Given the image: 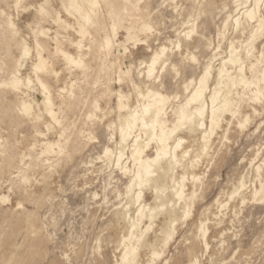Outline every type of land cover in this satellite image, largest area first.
<instances>
[{
    "label": "rangeland",
    "instance_id": "374dc122",
    "mask_svg": "<svg viewBox=\"0 0 264 264\" xmlns=\"http://www.w3.org/2000/svg\"><path fill=\"white\" fill-rule=\"evenodd\" d=\"M95 2L87 9L70 0H0V264L120 263L135 209L126 195L136 172L132 144L138 137L143 160L158 146L139 121L119 144L121 125L131 113L142 116L152 93L166 97L162 119L176 130L153 182L130 196L141 192L136 206L156 209L140 225L148 230L136 245L149 246L133 264H264V84H256L264 69V0ZM247 10L258 17L249 20ZM229 44L240 58L235 65ZM152 54L159 59L149 74ZM221 69L250 85L229 89L226 77L217 85ZM206 71L203 117L191 101L189 123H177L176 111ZM212 94L215 107L227 95L231 111L218 112L211 130ZM178 141L180 162L169 165ZM170 178L182 184L185 201L168 203ZM171 219L164 244L161 230Z\"/></svg>",
    "mask_w": 264,
    "mask_h": 264
},
{
    "label": "bare ground",
    "instance_id": "6f19581e",
    "mask_svg": "<svg viewBox=\"0 0 264 264\" xmlns=\"http://www.w3.org/2000/svg\"><path fill=\"white\" fill-rule=\"evenodd\" d=\"M20 1V0H19ZM240 1V0H239ZM243 2H244V0H243ZM245 2H246V0H245ZM256 3L258 2V1H255ZM78 3H80V4H87V9H95L96 8V6H97V2H95V0H70V5L71 6H73V7H77V8H79V4ZM236 3H238V2H236ZM247 3V2H246ZM253 3H254V1H253ZM256 3H254L255 5H256ZM20 4V3H19ZM259 4V3H258ZM243 5V4H242ZM242 5H240V6H242ZM247 5V4H246ZM253 5V4H252ZM178 7V6H177ZM255 7V6H254ZM237 8V7H236ZM251 9H252V6L250 7ZM238 9V8H237ZM237 9H236V12H237ZM249 10V9H248ZM247 10V11H248ZM258 11V10H257ZM257 11H254V12H256L257 13ZM252 10H250V11H248L247 12V16H245V17H247V18H249V20H253V18H254V14L256 15V13H254ZM241 13H239V15H240ZM230 17V16H229ZM256 17H258V15H256ZM262 17V16H261ZM88 19V16L87 15H85V20L86 21H88L87 20ZM9 20H10V18H9ZM247 20V19H246ZM261 20V19H260ZM238 21V20H237ZM244 21V20H243ZM262 21H263V19H262ZM239 22V21H238ZM235 23H237V22H235ZM235 23H234V25H235ZM195 24H196V22H195ZM246 24V23H245ZM259 24H261V25H263V23H259ZM258 24V22H257V25H259ZM9 25H11L12 26V24H9ZM184 25V24H183ZM248 25V24H247ZM260 25V26H261ZM225 26V25H224ZM237 26V25H236ZM14 26H12L11 28H13ZM143 27H145L146 29H148L149 27L146 25V26H143ZM184 27H185V25H184ZM226 27H227V24H226ZM249 27H250V25H249ZM261 27H263V26H261ZM260 27V29L262 30V28ZM15 28V27H14ZM144 28V29H145ZM240 28H241V26H240ZM258 28V27H257ZM16 29V28H15ZM141 29H143L142 27H141ZM193 29V28H192ZM138 30H140V29H138ZM258 30V29H257ZM118 31V30H117ZM226 31V30H225ZM45 32V31H44ZM138 32H140V31H138ZM193 32V31H192ZM192 32H189V34L190 33H192ZM254 32L256 33V30H254ZM260 33L262 32V31H259ZM141 33H144L143 31L141 32ZM253 34V32H252V36H254V35H256V37H257V34H258V32H257V34ZM188 34V35H189ZM222 34H223V32H222ZM187 35V36H188ZM220 35V34H219ZM225 35V34H224ZM186 36V37H187ZM190 36H191V34H190ZM260 36H261V34H260ZM255 37V38H256ZM259 38H261V37H259ZM188 39V38H187ZM251 39V38H250ZM254 39V38H253ZM252 40V39H251ZM258 40V39H257ZM248 41H249V39H248ZM253 41V40H252ZM259 41V40H258ZM251 42V41H250ZM229 43V42H228ZM254 43V42H253ZM109 45V44H108ZM230 45V55H229V59H228V63H231V64H233V65H235L237 62H238V58H235V56H234V51H233V49H232V45L231 44H229ZM244 46V45H243ZM25 48V47H24ZM160 48V47H159ZM27 49V50H26ZM166 49V48H165ZM248 49V48H247ZM246 49V50H247ZM251 49V48H250ZM162 50V49H161ZM243 51V50H242ZM249 51V50H248ZM58 52V51H57ZM162 52V51H161ZM22 53V52H21ZM28 48H27V46H26V48L23 50V55H21V56H23L24 57V59H25V57L28 55ZM62 53V52H61ZM65 53H67V52H65ZM248 53V52H247ZM252 53V52H251ZM251 53H249V56L251 55ZM162 54H164V53H162ZM240 54V53H239ZM158 55L159 54H157V55H154L153 56V54H152V56H153V58H151V63H149L151 66H149V68H150V71H148V73L150 74V72L152 71L151 70V68L153 69V66L157 63V61H158V59H159V57H158ZM162 56V55H161ZM28 57V56H27ZM26 57V58H27ZM38 57V60H39V64H41V62H42V60H41V58H40V56H37ZM63 57H65L67 60H70V57H69V55H66V54H64L63 55ZM72 57V56H71ZM264 57V56H263ZM240 59V58H239ZM261 59V58H260ZM259 59V60H260ZM258 60V61H259ZM257 61V62H258ZM262 61V60H261ZM264 61V60H263ZM240 62V61H239ZM242 62V61H241ZM18 63V62H17ZM16 63V64H17ZM250 63V62H249ZM38 64V65H39ZM146 64V63H145ZM262 64H263V62H262ZM37 65V70L38 69H40V65L38 66ZM252 65V64H251ZM254 65H255V63H254ZM259 65V64H258ZM261 65V64H260ZM17 66V65H16ZM163 66V65H162ZM223 66V65H222ZM22 67V66H21ZM207 67V66H206ZM250 67V66H249ZM252 67H253V65H252ZM251 67V68H252ZM224 68V67H223ZM36 69V68H35ZM205 69V68H204ZM253 69V68H252ZM17 70V69H16ZM210 69H208V71H209ZM251 70V69H250ZM256 70V69H255ZM205 71V70H204ZM203 71V72H204ZM242 71H243V69H242ZM238 72H239V76H240V74H241V68H239V70H238ZM261 72V71H260ZM233 73V72H232ZM243 73V72H242ZM243 75V74H242ZM13 76H14V74H13ZM208 76H209V73L206 71L204 74H202V76H201V78L200 77H198V78H200L199 79V81H198V87H197V89L194 91V92H192V95H191V97H190V99H189V101H187L186 102V104L183 106L182 105V107H180L177 111H176V117H177V123H179V124H184V123H189V121H190V115L193 113L192 111H190V112H185L184 111V107L186 106H188L189 104H190V102L191 101H195V102H197V103H199L200 105V111L198 110V113H199V116L200 117H203V115H204V105L203 104H201L202 103V97H203V90L205 89H203V87H204V85L206 86V82H207V79H208ZM218 83H217V85H220L222 82H223V80H224V77H226V79H227V81H226V83H225V87H229V86H231V87H234V86H236V84H239V83H242L241 85H247L246 84V82H248V81H244V80H239L238 82H236V81H234L233 79H231L230 77L231 76H227V74H225L224 73V71L221 69V70H219V73H218ZM244 76V75H243ZM150 77V76H149ZM232 77H233V74H232ZM236 78V77H235ZM243 78V77H242ZM245 78V77H244ZM14 80V79H13ZM27 79H25V81H26ZM256 80V79H255ZM257 80L259 81V82H257L256 84H264V69L262 70V72H261V74H260V79H258L257 78ZM37 81V80H36ZM27 82V81H26ZM30 83V82H29ZM29 83H26V85H28ZM250 83V82H249ZM253 83H255V81L253 82ZM20 84V81L19 80H14L12 83H11V85L14 87V88H17L18 87V85ZM258 84V85H259ZM10 85V86H11ZM22 85V84H21ZM20 85V86H21ZM45 85V84H44ZM188 85V84H187ZM250 85V84H249ZM249 85H247V86H249ZM251 85H252V83H251ZM255 85V84H254ZM11 86V87H12ZM30 86V85H29ZM221 86V85H220ZM246 86V87H247ZM257 85H255V87H256ZM22 87V86H21ZM42 87H43V89H45L44 88V86L42 85ZM258 87V86H257ZM189 88V87H188ZM216 88H218V87H216ZM221 88V91H222V89L224 88V86H223V88L222 87H220ZM259 88V87H258ZM48 89V88H47ZM46 89V92H48V90ZM137 89V88H136ZM219 89V88H218ZM229 89H230V87H229ZM228 89V90H229ZM224 90V89H223ZM227 90V89H226ZM262 90H263V88H262ZM152 91V90H151ZM205 91H206V89H205ZM217 91V90H216ZM215 91V92H216ZM249 91H250V89H249ZM253 91V90H252ZM147 92H149V90L147 91ZM146 92V93H147ZM214 92V93H215ZM228 92V91H227ZM24 93H26V92H24ZM24 93H23V95H24ZM151 93V92H150ZM237 93V92H236ZM261 93H262V91H260V88L259 89H256V91L255 92H253V95H254V99H255V101L256 100H258V98L261 96ZM251 94V93H250ZM50 95V94H49ZM49 95H48V97H49ZM120 95V94H119ZM140 95V94H139ZM138 95V96H139ZM146 95V94H145ZM148 95V94H147ZM147 95H146V97H147ZM149 95H151V98H149L150 100H151V102H150V104L148 105V106H146L144 109H143V114H142V116H140L139 118L136 116V114H130L129 115V118H128V120H126V123L123 125V127H122V125H121V129H123V134H121V136H120V143L119 144H121V145H124L125 143H126V141H127V139L131 136V133H132V130L134 129V127H135V124L139 121L140 122V124H141V128H142V130H143V132H144V135L145 136H147L148 138H149V140L150 139H152V138H156V142H157V149H156V152H155V157H152V159H145V160H143V159H141V154H142V151L139 149V147H138V143H140V142H138V137H135V139H134V141H133V144H132V152L130 153V160H132V162H133V166H136V172H135V174H133L134 176H133V178H132V180L130 181V183H129V185L127 186V188H126V195H127V197L129 198V202H128V205L130 206V204H132L133 206H134V217L132 218V219H129V221H128V225H129V227H128V233H127V235H126V241H127V245H126V247L124 248V252H123V254H122V256H121V261H120V263L119 264H133V263H135L136 262V258H137V255H138V252L142 249V248H146V247H148L149 245H148V242H146V243H144V244H142V246H141V248H139L138 249V247H137V243H138V241H139V239H141L140 237H142V235H144L145 233H146V231L148 230V228L145 230V231H140L139 230V228H140V225L143 223V221H148V222H152V220L154 219V216H153V212L156 210L155 208H148L147 206H145V205H142L141 206V204H139L138 206H136L139 202H140V200H141V192H137V193H134L133 194V196L132 197H130L131 195H132V193H133V189H135V188H138L139 190L143 187V186H145V185H148L149 183H151V182H153V178L155 177V175L156 174H158V172H159V170H160V167H159V165H160V163H161V161H163L164 160V158H168V157H166L169 153H168V150H169V140H170V138H171V136L175 133V130L176 129H171V130H167V128H166V126H165V122L163 121V119H162V117H164L163 115H164V107H165V105H164V103H165V98L166 97H162V96H160V95H158V94H154V93H152V94H149ZM148 95V96H149ZM252 95V96H253ZM25 96H26V94H25ZM123 96V95H122ZM217 95H215V94H212V96L209 98V100H210V103H211V106H212V108H211V110H210V129L212 130V128L216 125V121L218 120L217 118H218V116H217V113L218 112H220L219 114H221V113H225V112H230L229 111V108H230V101H229V99H228V97H227V95H225L222 99H221V97L219 96V98L221 99V101H220V103H219V105H218V102H217V105L218 106H214V104H215V102H216V100H215V97H216ZM251 96V95H250ZM48 97H44L45 98V102H46V105L47 106H45V104H43V106H44V108L46 109V107H47V112L46 111H44L43 113H47L48 114V116L49 117H51V118H53V115H55L54 113H52V111L48 108V106H50V103H49V99H48ZM143 97V96H142ZM145 97V98H146ZM150 97V96H149ZM218 97V96H217ZM216 97V98H217ZM262 98L264 97V96H261ZM168 98V97H167ZM218 98V99H219ZM253 98V97H252ZM119 99V98H118ZM143 99H144V97H143ZM149 99H147V100H149ZM251 99V98H250ZM122 100V99H121ZM120 100V101H121ZM130 100V99H129ZM149 100V101H150ZM168 100V99H167ZM252 100V99H251ZM26 101H27V99H26ZM119 101V100H118ZM218 101V100H217ZM253 101V100H252ZM122 102V101H121ZM233 103H234V101H232ZM257 102H259V100L257 101ZM261 102V101H260ZM118 103H120V102H118ZM149 103V102H148ZM254 103V102H253ZM30 104V103H29ZM52 104V103H51ZM257 104V103H256ZM216 105V104H215ZM22 106H23V104H22ZM143 106H145V105H143ZM210 106V107H211ZM51 108H52V106H50ZM177 107H179V106H177ZM185 107V108H186ZM232 107H233V105H232ZM22 108V107H21ZM43 108V109H44ZM118 108L121 110H123V109H125L126 107L125 106H123L122 105V103L118 106ZM151 108H153L154 109V111L152 112V114L150 115V118H148V119H145V117H146V115L149 113V110L151 109ZM175 108V107H174ZM173 108V109H174ZM29 107L28 106H23V111L24 112H28L29 111ZM128 109V108H127ZM176 109V108H175ZM129 110V109H128ZM23 111L21 112V113H23ZM171 111H173L172 109H171ZM129 112V111H128ZM29 114H30V112H29ZM46 114V115H47ZM24 115H25V113H24ZM28 115V114H27ZM26 115V116H27ZM28 116H30V115H28ZM37 116V115H36ZM35 116V117H36ZM55 118V117H54ZM165 118V117H164ZM217 123H218V121H217ZM216 127V126H215ZM214 131V130H213ZM147 144V143H146ZM50 145V144H49ZM179 145H180V142L178 141L177 142V144L174 146V148H173V150H172V152L170 151V155H171V160L169 161V165H176L178 162H180L179 160H177V156H176V154H175V151L179 148ZM47 146V145H46ZM148 146V145H147ZM52 147V146H51ZM171 149V148H170ZM46 150V149H45ZM109 151V150H108ZM45 153V152H44ZM43 153V154H44ZM122 154V153H121ZM122 157H123V155H121V156H119L118 157V159H117V161H116V165L118 166L119 165V163H120V161H121V159H122ZM256 158V157H255ZM256 160V159H255ZM253 163V162H252ZM123 165V164H122ZM264 165V164H263ZM161 166V165H160ZM257 166H259V165H257ZM262 167V166H261ZM260 167V168H261ZM134 168V167H133ZM186 167H184V169H185ZM128 169V168H127ZM183 169V168H182ZM256 169V168H255ZM130 170V169H129ZM133 170V169H132ZM123 171V170H122ZM261 170H259V172H260ZM134 173V172H133ZM130 175V174H129ZM131 178V177H130ZM241 178V177H240ZM243 180H244V178H243ZM170 182H171V184H172V187H171V192L173 193V196L171 197V198H169V196L167 197V199H168V203H172V202H174V199H176L177 201L176 202H181V201H185V196H184V194H183V186H182V184H180L179 182H176L173 178H170ZM186 182V181H185ZM263 182V181H262ZM236 184H237V182H236ZM245 184V183H244ZM264 186V185H263ZM126 187V186H125ZM246 187V186H245ZM255 188V187H254ZM240 189H242V186L241 185H239V187L238 188H236L234 191H233V193L231 194V196H235V195H237V193L240 191ZM262 189V188H261ZM125 190V189H124ZM258 191V190H257ZM264 191V190H263ZM257 193L258 192H254V194L255 195H257ZM187 194V193H186ZM161 199L160 197H157V199ZM170 201V202H169ZM175 203V202H174ZM162 206H164V204H162ZM190 206V205H189ZM188 205H187V207H189ZM162 208V207H161ZM169 212H171V211H169ZM183 213H184V211H183ZM184 215H185V213H184ZM126 216V215H125ZM177 215L176 214H174V216H173V218L174 217H176ZM186 216V215H185ZM175 219H171L170 221H169V224L168 225H165L163 228H162V230H161V236L163 237V243L164 244H166L170 239H171V237H172V235H173V232H172V229H173V226H174V223H175ZM199 236V235H198ZM134 241V242H133ZM224 243V242H223ZM138 244H140V243H138ZM208 252V251H207ZM163 254V253H162Z\"/></svg>",
    "mask_w": 264,
    "mask_h": 264
}]
</instances>
